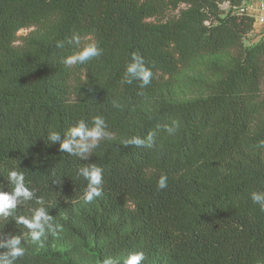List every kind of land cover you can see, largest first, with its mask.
Listing matches in <instances>:
<instances>
[{
    "label": "trees",
    "instance_id": "obj_1",
    "mask_svg": "<svg viewBox=\"0 0 264 264\" xmlns=\"http://www.w3.org/2000/svg\"><path fill=\"white\" fill-rule=\"evenodd\" d=\"M248 1L0 0V190H12L13 168L34 190L0 214V264L15 238L26 251L12 264H122L132 251L142 264H264V211L251 199L264 191V38L243 44L253 18L236 11ZM74 34L102 54L66 67ZM225 50L232 58L211 63L207 96L175 99L183 69ZM133 53L152 70L146 86L125 80ZM95 116L111 138L86 157L48 139ZM149 134L151 147L124 144ZM90 164L103 168L104 188L85 202L77 169ZM38 207L53 217L41 220L42 246L17 219Z\"/></svg>",
    "mask_w": 264,
    "mask_h": 264
},
{
    "label": "clouds",
    "instance_id": "obj_2",
    "mask_svg": "<svg viewBox=\"0 0 264 264\" xmlns=\"http://www.w3.org/2000/svg\"><path fill=\"white\" fill-rule=\"evenodd\" d=\"M73 40L77 44V50L72 51L66 55L62 63L66 67H71L77 64H84L92 58L99 57L103 49L99 46L98 42H91L83 47H80L81 38L79 35L74 34ZM58 47L61 44L58 43ZM153 76L152 70L145 65L144 58L138 53L132 54L131 63L127 65L125 80L127 83H132L133 80H139L142 86H146L151 82ZM179 125L173 121L171 126L165 125V130L169 134H174ZM104 138H111V134L106 131V122L102 116H95L92 118L91 126L84 120L77 121L75 125L70 127L64 139H61L60 132L49 131L48 139L52 142L60 141L61 152H67L70 155L78 157H86L90 151L98 147L99 141ZM125 146L146 145L151 147L152 134H149L147 140H144L138 136H134L124 141ZM77 175L84 178L87 181L86 190L84 192L85 202H92L97 197H100L104 188V170L102 167L95 164L80 167L77 169ZM7 179L13 186L11 191L0 190V214L8 215L10 209H14L18 203V198H23L24 201L32 200L34 196V190H31L25 182V174L23 171L15 168L7 172ZM167 187V176L161 175L157 182L158 189H164ZM251 199L254 203L260 206L261 211H264V191H254L251 193ZM40 203V201H37ZM18 223H22L27 228L32 230V240L43 245L42 237H44V228L41 220L46 223L53 221V217L47 213L44 207H38L35 209L34 216L29 219L25 216L17 218ZM56 224L57 229H61V225ZM19 243V239L15 238L12 241L13 247L10 252L4 257V264H12V260L21 258L25 254V248L16 247ZM8 257H11L9 259ZM145 259L143 251L129 252L124 258L122 264H142ZM102 264H121L120 258L108 257L104 259Z\"/></svg>",
    "mask_w": 264,
    "mask_h": 264
},
{
    "label": "rangeland",
    "instance_id": "obj_3",
    "mask_svg": "<svg viewBox=\"0 0 264 264\" xmlns=\"http://www.w3.org/2000/svg\"><path fill=\"white\" fill-rule=\"evenodd\" d=\"M172 15L175 12H168ZM29 29H20L17 35L25 34ZM248 32L243 36V44L248 45L258 39ZM233 51H220L216 55H200L195 60L190 68L183 69L179 75V81L176 85L174 97L178 100L192 99L205 97L209 94L207 85L210 81L215 80L217 75L211 71V63L216 62L221 66H226L230 63ZM260 96L264 97V76L261 82ZM54 249H63L55 246Z\"/></svg>",
    "mask_w": 264,
    "mask_h": 264
},
{
    "label": "crops",
    "instance_id": "obj_4",
    "mask_svg": "<svg viewBox=\"0 0 264 264\" xmlns=\"http://www.w3.org/2000/svg\"><path fill=\"white\" fill-rule=\"evenodd\" d=\"M247 6V14L253 18V28L251 30L253 36L258 40L264 38V24L258 23L255 18L264 16V0H249L245 4Z\"/></svg>",
    "mask_w": 264,
    "mask_h": 264
},
{
    "label": "built area",
    "instance_id": "obj_5",
    "mask_svg": "<svg viewBox=\"0 0 264 264\" xmlns=\"http://www.w3.org/2000/svg\"><path fill=\"white\" fill-rule=\"evenodd\" d=\"M246 3H243L242 5H240L238 8H237V13L238 14H247V6L245 5ZM220 8L223 9V10H227L229 7H230V4L228 1H224L222 3L219 4ZM261 8H264V6H261ZM249 16V15H248ZM255 20L260 23V24H264V16H259L258 18H255Z\"/></svg>",
    "mask_w": 264,
    "mask_h": 264
}]
</instances>
